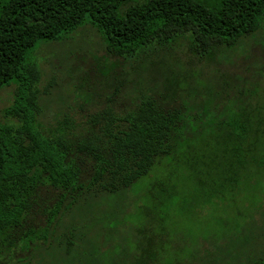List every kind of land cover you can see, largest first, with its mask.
Returning a JSON list of instances; mask_svg holds the SVG:
<instances>
[{
	"label": "trees",
	"instance_id": "16d2710c",
	"mask_svg": "<svg viewBox=\"0 0 264 264\" xmlns=\"http://www.w3.org/2000/svg\"><path fill=\"white\" fill-rule=\"evenodd\" d=\"M263 23L264 0H6L1 4L0 89L15 85L12 103L5 109L15 123H0V259L22 249L35 251L31 257L37 256L36 264L158 261L150 223L163 219L161 209L177 181L170 175L160 178L152 169L166 159L185 161L188 169L200 162L208 167L201 159L191 160L189 146L178 150L181 139L196 131L184 118L188 108L182 95L197 91L194 85L200 83L191 81L174 54L184 45L199 59L213 61ZM86 24L96 29L106 54L132 59L137 67L153 70L162 79L157 85L137 80L146 90H137L132 107L122 113L111 108L92 113L80 130L68 115L55 127L43 128L37 119L42 92L35 51ZM220 112L212 121L220 147L215 155L225 158L224 169L210 179L207 173L193 176L204 204L214 197L223 199L226 189L233 199L240 187L264 183L263 106L239 102ZM149 174L155 216L143 219L141 227H128L126 219H120L133 206L124 201L126 193ZM41 187L55 189L58 196L52 206L41 209L43 224L32 227L28 220L34 219L31 211ZM135 202L138 219L150 216L145 201ZM104 204L107 208L102 210ZM242 219L249 225L231 237L238 246L255 245L253 256L258 257L253 264H264V197L254 207L247 204ZM128 235L135 248L133 258L119 262L110 250Z\"/></svg>",
	"mask_w": 264,
	"mask_h": 264
},
{
	"label": "rangeland",
	"instance_id": "374dc122",
	"mask_svg": "<svg viewBox=\"0 0 264 264\" xmlns=\"http://www.w3.org/2000/svg\"><path fill=\"white\" fill-rule=\"evenodd\" d=\"M5 1L0 0V5ZM174 55V60L192 76L191 81L200 83L199 86L194 85L197 91H191L196 94L182 95V104L188 108L184 110V118L196 131L189 138L181 139L178 150L183 152L184 146H189L191 160L201 159L208 167L206 169L200 162V165L188 169L185 161L166 159L152 169L160 178L170 175L176 179L177 187L161 209L163 219L150 223L155 240L153 249L159 257L158 261L150 262L253 264L258 257V254L253 256L257 247L238 246L231 236L249 225L242 219L245 207L247 204L254 207L264 197V183L258 181L251 188L240 187L233 199H230L231 191L226 189L223 199L214 197L216 199L204 204L192 182L193 176L207 173L210 179L219 169H224L225 158L221 154L215 155L220 151L214 138L215 124L212 120L215 116L220 115V111L235 108L239 102L264 108V23L260 30L240 40L233 50L216 54L213 61L199 59L184 45ZM34 56L41 71L38 82L42 92L41 110L37 119L43 128L55 127L64 115H68L78 123L80 130L92 113L106 108L122 113L132 107L137 90H146L138 83L139 80L144 85H157L162 79L153 70L150 72L137 67L132 59L106 54L100 36L89 24L63 34L60 39L42 43ZM177 82L179 84V80ZM14 90L13 84L0 89V123H15L5 113L12 103ZM150 181H153L151 174L126 193L124 201L133 204L127 208L130 212L120 215V219H126V226L136 229L142 226L143 219L155 216L148 191ZM57 196L55 189L41 187L31 211L34 219H29L28 224L41 226L44 220L41 209L52 206ZM141 199L147 203L150 216L138 219L134 214L135 201ZM106 208V204L102 205V210ZM62 221L67 222L68 219ZM258 223L262 224L260 220ZM129 237L112 247V258L119 262L133 258L135 248ZM34 252L16 249L4 255L0 264H36L37 256L31 257Z\"/></svg>",
	"mask_w": 264,
	"mask_h": 264
}]
</instances>
